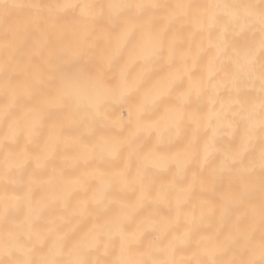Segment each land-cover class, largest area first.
Wrapping results in <instances>:
<instances>
[{
    "label": "clouds",
    "instance_id": "1",
    "mask_svg": "<svg viewBox=\"0 0 264 264\" xmlns=\"http://www.w3.org/2000/svg\"><path fill=\"white\" fill-rule=\"evenodd\" d=\"M0 264H264V0H0Z\"/></svg>",
    "mask_w": 264,
    "mask_h": 264
}]
</instances>
